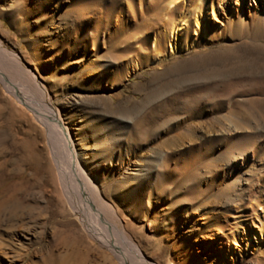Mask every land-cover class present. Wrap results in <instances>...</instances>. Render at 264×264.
<instances>
[{
  "label": "rangeland",
  "instance_id": "1",
  "mask_svg": "<svg viewBox=\"0 0 264 264\" xmlns=\"http://www.w3.org/2000/svg\"><path fill=\"white\" fill-rule=\"evenodd\" d=\"M171 1L0 0V45L36 76L81 168L116 212L107 220L145 259L214 264L249 216L260 215L264 232V162L252 156L264 150V43L245 38L243 28L236 38L230 6L213 15L206 2L176 0L179 15H170L162 44L166 60L152 65L144 36L132 38L146 28L162 33L157 14ZM247 8L260 15V5ZM180 19L186 25L177 34ZM177 43L183 51L170 56ZM137 48L145 63L135 72ZM0 70L11 78L5 63ZM3 87L0 264H120L82 228L59 188L41 126ZM227 194L236 200L231 206L221 198L219 208ZM217 217L229 228L226 239ZM252 256L251 264H264V247Z\"/></svg>",
  "mask_w": 264,
  "mask_h": 264
},
{
  "label": "bare ground",
  "instance_id": "2",
  "mask_svg": "<svg viewBox=\"0 0 264 264\" xmlns=\"http://www.w3.org/2000/svg\"><path fill=\"white\" fill-rule=\"evenodd\" d=\"M184 1L185 0L182 1L183 4ZM194 1L199 5H203L205 2L206 4L208 3V8L205 12L209 11V13L213 15L220 6L232 7L234 16L230 18L229 24L230 26L234 24V27H236V38L240 37L239 34L242 32L241 28H243L245 38L264 43V0H193V2ZM176 3V0L169 2L168 7L165 10H160L157 14L159 23L160 21L164 23L162 24L163 26L161 25L163 27L162 33L153 32V29L149 30L150 28H146L143 34L133 36L132 38V41H138L141 39V36H144V40L141 43L143 45H150L151 48L149 52H151L152 56V65H159L166 60L165 49L162 47V44L167 40V36L170 34L167 28L170 23V15L173 14L174 19L178 18L179 14L177 13L179 11L177 12V10L179 8L177 7L178 3ZM250 5L251 7L260 5V15L257 14L259 12L255 13L253 11H249L247 14L245 9H248L247 7ZM149 8H154V5H150ZM183 21L184 20L180 19L181 24L178 27L177 34L185 29L186 24L183 23ZM192 25L195 29H200L204 36L208 35L207 28L201 25L199 19H195ZM172 31L173 37H175L176 31L174 29ZM197 47L198 44L196 42L190 45V49H197ZM138 49L139 48L134 50L138 52V58L135 59L133 65L135 72L142 70L145 63L144 60L139 58L142 56ZM177 50L183 51L181 45L179 43L172 44L170 56L175 54ZM16 57L14 53L9 52L0 45V62L7 65L9 74H11V78H9L7 76L8 72L5 71L7 73L6 75L0 70V82L8 93L7 95L13 97L16 105L23 109L22 113L26 115V119L32 123L36 122L41 126L48 145L47 147H49L50 158L56 166L57 183L60 186L58 187L66 196L64 198L71 206L77 220L82 224L84 231L89 234L95 243L108 249L112 257L114 256L120 264H154L145 259L138 247L130 240L126 239L124 233L120 232L114 224L107 220V215L110 217L116 216L115 210L102 201L98 189L90 181L86 171L81 168L71 134L63 123L59 111L47 105L44 88L37 83L36 76L28 69H25ZM229 134V131L225 132V135ZM2 136L3 134L0 132V141L2 140ZM252 156L258 157L259 164L263 167V148L261 151L252 152ZM235 159H241V156L237 155ZM253 192L254 191H252V193ZM229 194L226 195L227 197L225 195L224 197H219V208L221 206L220 202H222L221 198H225V202L232 206L233 201H235L237 197H228ZM244 196L248 195L241 194L240 198H242V202L246 200V198L249 199V196ZM260 199L261 205L264 206V197H260ZM233 207L234 210L238 208L237 206ZM254 211L255 206H250L248 209V216L253 214ZM103 215L106 216V218ZM91 218L94 219L99 226H97ZM210 220L211 219H207L206 221V227L209 229L212 228V224H208ZM225 220L227 221V219H224V222ZM221 221V217H217L218 234L222 235V239H226L227 236L224 233H227V231L229 232V228H225L221 224ZM241 223L243 225L242 230L231 231L230 237L227 238V240H233V245H228V243L225 242V244H223L225 245L224 250L223 252H219L218 258L215 260L214 264H251L252 255L255 253L258 254L264 247V232L261 230L263 222L260 219V215L255 214L252 218L249 216L248 220H244ZM256 260L258 261V257ZM181 264H193V262L189 258L183 259Z\"/></svg>",
  "mask_w": 264,
  "mask_h": 264
}]
</instances>
